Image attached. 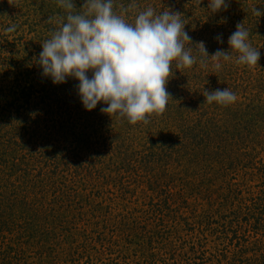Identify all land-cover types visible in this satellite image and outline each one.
I'll use <instances>...</instances> for the list:
<instances>
[{
  "label": "rangeland",
  "instance_id": "rangeland-1",
  "mask_svg": "<svg viewBox=\"0 0 264 264\" xmlns=\"http://www.w3.org/2000/svg\"><path fill=\"white\" fill-rule=\"evenodd\" d=\"M227 2L135 0L181 13L209 55L230 51L242 22L260 59L173 61L166 110L131 125L103 103L86 110L78 80L42 74L49 18L65 15L56 0H0V264H264V15L251 11L264 0ZM226 87L228 106L202 95Z\"/></svg>",
  "mask_w": 264,
  "mask_h": 264
},
{
  "label": "clouds",
  "instance_id": "clouds-1",
  "mask_svg": "<svg viewBox=\"0 0 264 264\" xmlns=\"http://www.w3.org/2000/svg\"><path fill=\"white\" fill-rule=\"evenodd\" d=\"M56 2L65 15L49 18V22L55 20L57 27L42 43L36 60L42 74L53 84L65 83L69 77L78 80L77 92L86 110L103 103L107 106L101 107V112L131 125L148 124L149 116L166 110L172 99L166 85L173 75V61L180 71L191 68L198 59L200 66L206 68L207 58L211 57L213 69L219 71L221 61L253 67L260 59L242 22L228 37L230 51L217 49L209 55L203 41L192 43L179 12L157 11L150 5L138 10L135 0L127 6L119 5V13L114 10V0H84L80 12L75 11L74 0ZM200 3L197 0V6ZM207 7L210 13H216L227 10L229 4L227 0H209ZM251 11L256 17L264 15V9L256 6ZM14 30V24L5 29ZM215 39L223 42L220 35ZM186 43L197 46L196 55L192 48L185 47ZM231 52L236 53L235 57ZM202 95L207 103L222 106L237 100L227 87L205 89Z\"/></svg>",
  "mask_w": 264,
  "mask_h": 264
}]
</instances>
